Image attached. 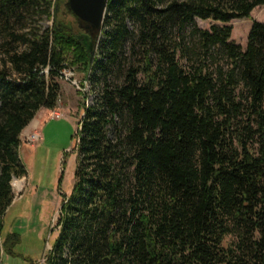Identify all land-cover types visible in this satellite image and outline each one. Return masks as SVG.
<instances>
[{
	"label": "trees",
	"instance_id": "obj_1",
	"mask_svg": "<svg viewBox=\"0 0 264 264\" xmlns=\"http://www.w3.org/2000/svg\"><path fill=\"white\" fill-rule=\"evenodd\" d=\"M62 1L0 0V264L22 133L67 69L96 95L45 264H264V22L245 49L230 24L264 0H109L97 44Z\"/></svg>",
	"mask_w": 264,
	"mask_h": 264
},
{
	"label": "rangeland",
	"instance_id": "obj_2",
	"mask_svg": "<svg viewBox=\"0 0 264 264\" xmlns=\"http://www.w3.org/2000/svg\"><path fill=\"white\" fill-rule=\"evenodd\" d=\"M64 1V0H63ZM63 1L56 17L66 22L73 21L64 16ZM107 15V13H106ZM106 20V16L104 22ZM264 22V5L257 6L249 18H235L231 40L247 47L248 36L253 22ZM203 28H210L213 19H196ZM43 28L52 27L53 18L44 16ZM221 24V23H220ZM107 29V27H106ZM78 70H65L59 78L61 93L54 109H41L22 133L21 156L28 173L14 177L12 181L14 201L5 214L2 239L9 233H16L19 242L12 253L3 256L2 264H45L47 250L51 248L56 233L64 194H69L76 168V155L72 152L77 122L83 113V102L93 103L95 91L91 82L84 79ZM85 81L82 87L81 81ZM87 94V98L84 95Z\"/></svg>",
	"mask_w": 264,
	"mask_h": 264
},
{
	"label": "water",
	"instance_id": "obj_3",
	"mask_svg": "<svg viewBox=\"0 0 264 264\" xmlns=\"http://www.w3.org/2000/svg\"><path fill=\"white\" fill-rule=\"evenodd\" d=\"M109 0H67V7L74 17L92 34L95 44L104 24ZM95 49L92 51L93 62Z\"/></svg>",
	"mask_w": 264,
	"mask_h": 264
},
{
	"label": "bare ground",
	"instance_id": "obj_4",
	"mask_svg": "<svg viewBox=\"0 0 264 264\" xmlns=\"http://www.w3.org/2000/svg\"><path fill=\"white\" fill-rule=\"evenodd\" d=\"M16 178V177H15Z\"/></svg>",
	"mask_w": 264,
	"mask_h": 264
}]
</instances>
